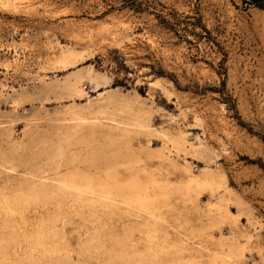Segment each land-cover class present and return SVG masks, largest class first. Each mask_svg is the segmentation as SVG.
<instances>
[{"label":"rangeland","instance_id":"rangeland-1","mask_svg":"<svg viewBox=\"0 0 264 264\" xmlns=\"http://www.w3.org/2000/svg\"><path fill=\"white\" fill-rule=\"evenodd\" d=\"M134 180L145 209L120 201ZM13 226L19 255L50 230L70 264H264V0H0Z\"/></svg>","mask_w":264,"mask_h":264},{"label":"bare ground","instance_id":"bare-ground-1","mask_svg":"<svg viewBox=\"0 0 264 264\" xmlns=\"http://www.w3.org/2000/svg\"><path fill=\"white\" fill-rule=\"evenodd\" d=\"M73 56H74L73 53L63 54V56L60 57V61L69 62L73 58ZM99 112L101 111H97V113ZM79 119L84 120V117H80ZM150 184L153 185V183L150 181L144 183V181L141 182L138 180H134L131 181L128 185L120 187L123 194L125 193L129 194L128 198H125L126 196L121 197L120 201L128 204H134L137 205L139 208L145 209L146 207L150 206L154 201L149 196L148 188L150 187ZM115 186L116 185L113 183H106L101 180H93V179L89 180V179L81 178L80 176L77 175H71L63 181V187L65 189L77 191L82 194L84 193L98 194L102 197L109 198L111 200H114L116 197L115 196L116 192L113 191ZM43 229L45 230V227H43ZM10 230H11V234L12 233L14 234L5 236L6 234L0 232V264H28V262H31L30 264H39L38 261L41 260V258H45V256L49 258H58L59 263L62 262L64 264H70L68 260V256L60 255V254L56 257L54 256V252H55L54 251L55 246L53 245L54 234L50 230H48L47 234L42 233L41 236L38 235L37 237H35V240L33 241L34 243L29 245L28 249L25 250V252H23L22 255H19L18 253L22 248L21 245L22 241L25 243L31 241L28 240V238H31L32 234L27 235L25 234L24 230L23 231L20 230L21 232H23L22 236L18 235L19 231L15 226L11 227ZM40 251L41 254H39ZM222 259L224 260V258ZM53 263L56 264V261L53 260Z\"/></svg>","mask_w":264,"mask_h":264},{"label":"trees","instance_id":"trees-1","mask_svg":"<svg viewBox=\"0 0 264 264\" xmlns=\"http://www.w3.org/2000/svg\"><path fill=\"white\" fill-rule=\"evenodd\" d=\"M256 2L260 1V0H255Z\"/></svg>","mask_w":264,"mask_h":264}]
</instances>
